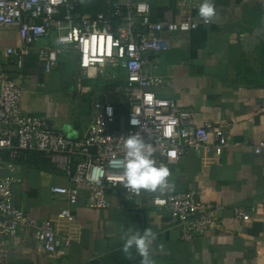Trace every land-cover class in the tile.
Wrapping results in <instances>:
<instances>
[{"label":"crops","instance_id":"1","mask_svg":"<svg viewBox=\"0 0 264 264\" xmlns=\"http://www.w3.org/2000/svg\"><path fill=\"white\" fill-rule=\"evenodd\" d=\"M87 10L96 0H75ZM155 21L199 18L202 0H148ZM218 17L210 25L188 32L166 33L170 41L165 52L150 55L145 70L170 81L154 90L190 108L198 124L213 121L226 128L228 145L222 154L213 150L197 153L187 148L171 154L170 181L174 189L164 193L195 190L199 198L215 205V225L193 239L183 237L182 226L170 221L169 211L153 204L159 193H143L128 200L122 194L112 198L111 208H91L89 187L82 186L72 207L74 218L58 214L69 206L66 196L52 187L71 186L64 172L48 157L31 152L14 162L11 176L13 201L27 215L56 221L58 233L72 237L54 253L46 252L27 227L2 243L8 262L13 264H140L141 258H125L121 235L128 228L157 234L150 249L155 264H264V0H214ZM52 32L32 48L23 68L16 66L8 47L21 44L16 25L0 26V68L9 70L25 89L22 112L40 118L45 125L71 137H83L93 120L94 103L111 101L118 94L101 90L91 101L86 116L81 108L85 94L94 84L75 83L71 70L81 73L78 54L65 50L58 65L45 72L38 60V46H55ZM124 77L125 73H118ZM98 83H95L97 86ZM112 84V83H111ZM94 86V87H93ZM83 103V102H82ZM75 133V134H73ZM9 160L7 153H3ZM250 214L249 220L236 211ZM162 246V247H161Z\"/></svg>","mask_w":264,"mask_h":264},{"label":"built area","instance_id":"2","mask_svg":"<svg viewBox=\"0 0 264 264\" xmlns=\"http://www.w3.org/2000/svg\"><path fill=\"white\" fill-rule=\"evenodd\" d=\"M109 13H81L75 0H0V26L16 25L21 44L8 47L16 66L23 68L32 48L52 32L56 45L38 46V60L51 72L65 50L78 54L81 73L90 78L111 81L118 94L111 101L94 103L93 120L83 137H71L52 129L38 117L22 112L25 89L9 70L0 68V264L8 262L2 243L16 235L20 226L54 253L69 245L72 237L58 233L56 221L38 220L27 215L13 201V178L3 171L31 152H41L66 175L71 186L57 185L52 191L66 196L69 206L58 217L72 220V207L79 199L80 187H89L91 208H111L112 198L122 194L128 200L143 195L128 191L122 183L124 139L139 133L155 151L157 163L169 166L172 153L182 155L187 148L197 153L213 150L223 153L228 145L226 128L213 121L198 124L190 108L173 99L160 97L154 90L170 81L145 70L150 55L169 49L166 33L188 32L205 24L199 17L155 21L148 0H107ZM125 73L120 77L118 73ZM137 121V123H133ZM264 149V140L255 146ZM7 153L9 160H5ZM153 204L169 211L170 221L182 226L183 237L193 239L215 225V205L199 198L195 190L169 192L153 198ZM236 217L249 220L250 214L236 211Z\"/></svg>","mask_w":264,"mask_h":264},{"label":"clouds","instance_id":"3","mask_svg":"<svg viewBox=\"0 0 264 264\" xmlns=\"http://www.w3.org/2000/svg\"><path fill=\"white\" fill-rule=\"evenodd\" d=\"M198 15L205 24L213 23L218 17L214 0H202ZM123 150L124 165L121 176L124 188L136 194L143 190L161 195L174 189V184L170 181V169L163 163H157L156 149L139 133L124 139ZM156 237L157 234L151 228H146L143 232L128 228L121 235L123 241L121 251L128 260H134L138 255L141 258L140 264H155L150 249Z\"/></svg>","mask_w":264,"mask_h":264},{"label":"rangeland","instance_id":"4","mask_svg":"<svg viewBox=\"0 0 264 264\" xmlns=\"http://www.w3.org/2000/svg\"><path fill=\"white\" fill-rule=\"evenodd\" d=\"M71 73H72V76H73V79H74V82L77 84V83H82L84 82V84H94V89H96V92L95 94L94 93H89V94H85L84 98H85V101L84 99L81 101V108L83 109V114L81 115L82 117L85 116L87 118V116L85 115L86 114V109H88L89 107V104L92 102L95 101L96 98H98V93L99 91L101 90H104L106 92H108L110 90L109 86L111 84V81L108 80V79H105L103 77H99V79H95V80H90L88 82H86V80L84 79L85 77L78 74L76 72V69L75 70H71ZM95 83H98L97 86L95 85ZM83 102V103H82Z\"/></svg>","mask_w":264,"mask_h":264},{"label":"trees","instance_id":"5","mask_svg":"<svg viewBox=\"0 0 264 264\" xmlns=\"http://www.w3.org/2000/svg\"><path fill=\"white\" fill-rule=\"evenodd\" d=\"M78 11L81 13H90L94 16L99 12L109 13L111 11V6L107 4V0H96L95 6L93 8L87 10L85 7H80L78 5Z\"/></svg>","mask_w":264,"mask_h":264}]
</instances>
